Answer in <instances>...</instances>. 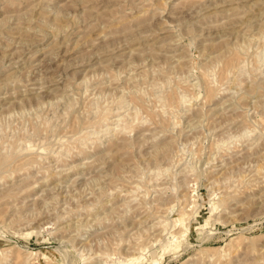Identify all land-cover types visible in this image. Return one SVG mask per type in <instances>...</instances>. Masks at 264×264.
I'll use <instances>...</instances> for the list:
<instances>
[{"label": "rangeland", "instance_id": "rangeland-1", "mask_svg": "<svg viewBox=\"0 0 264 264\" xmlns=\"http://www.w3.org/2000/svg\"><path fill=\"white\" fill-rule=\"evenodd\" d=\"M0 264H264V0H0Z\"/></svg>", "mask_w": 264, "mask_h": 264}]
</instances>
